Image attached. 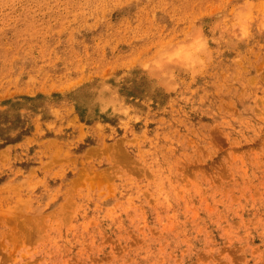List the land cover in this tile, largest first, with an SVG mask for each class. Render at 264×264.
Masks as SVG:
<instances>
[{"label": "rangeland", "instance_id": "rangeland-1", "mask_svg": "<svg viewBox=\"0 0 264 264\" xmlns=\"http://www.w3.org/2000/svg\"><path fill=\"white\" fill-rule=\"evenodd\" d=\"M0 264H264V0H0Z\"/></svg>", "mask_w": 264, "mask_h": 264}]
</instances>
